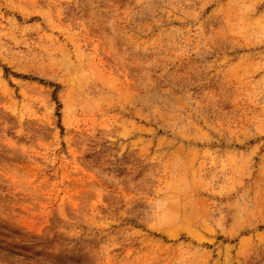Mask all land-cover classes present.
Returning <instances> with one entry per match:
<instances>
[{"label": "rangeland", "instance_id": "1", "mask_svg": "<svg viewBox=\"0 0 264 264\" xmlns=\"http://www.w3.org/2000/svg\"><path fill=\"white\" fill-rule=\"evenodd\" d=\"M0 264H264V0H0Z\"/></svg>", "mask_w": 264, "mask_h": 264}]
</instances>
